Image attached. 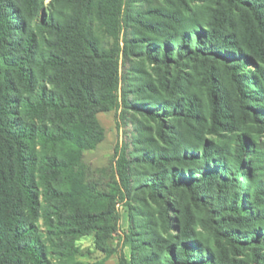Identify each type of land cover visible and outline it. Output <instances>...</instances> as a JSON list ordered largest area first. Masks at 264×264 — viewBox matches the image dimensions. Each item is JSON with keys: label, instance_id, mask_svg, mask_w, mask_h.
I'll return each mask as SVG.
<instances>
[{"label": "trees", "instance_id": "trees-1", "mask_svg": "<svg viewBox=\"0 0 264 264\" xmlns=\"http://www.w3.org/2000/svg\"><path fill=\"white\" fill-rule=\"evenodd\" d=\"M43 1L0 0V264L47 263L29 218H56L66 235L116 231L117 214L71 215L68 207L98 198L86 185L84 153L103 141L96 116L120 104L121 77V105L155 127H145L132 161L118 155V190L161 207L157 222L129 209L142 238L129 264H264V0H211L203 9L190 6L195 0H49L48 51L28 31ZM128 30L125 56L156 68V79L120 74ZM42 62L52 90L38 86ZM190 64L204 68L202 79L182 74ZM217 64L228 83L215 80ZM18 87L28 96L17 98ZM133 164L146 170L131 185Z\"/></svg>", "mask_w": 264, "mask_h": 264}, {"label": "rangeland", "instance_id": "rangeland-1", "mask_svg": "<svg viewBox=\"0 0 264 264\" xmlns=\"http://www.w3.org/2000/svg\"><path fill=\"white\" fill-rule=\"evenodd\" d=\"M131 1H135L134 6L136 7L139 5L147 6L149 3H153V0ZM210 5H212L211 0H195L193 3H190V6L194 9L197 7L203 9ZM38 9L36 16L29 21L28 31L32 38L35 39L38 48L48 51L45 39L50 38V36L44 30L42 23L50 11V1L45 0L41 2L38 5ZM125 36L132 37V33L128 30L126 32L122 31L120 34V74L122 76L125 74L132 76L138 69V71L146 72L151 78L156 79V68L135 55L125 56L123 52V39ZM18 40L19 37H17ZM40 64V67H46L44 62ZM257 67H259V64L250 63L248 69L254 72ZM45 69L39 70V67L34 68L37 83L38 86L43 84L46 90H52V86L46 80V75L50 74V70L48 68ZM204 71V68L200 65L193 66V64H190L183 69L182 74L187 75L190 80L196 81L197 79H202ZM214 72L216 81L228 83L227 73L224 72L220 65L217 64L215 66ZM125 85L126 82L121 77L116 94L120 104L115 106L111 111L101 112L96 116L97 121L104 130L103 141L94 150L84 153V162L89 168L86 175V185L98 198L94 202H73L68 207V213L71 215L73 213L95 215L103 211H111L113 214L118 215L116 231H107L104 234L100 231H94L85 235H76L75 233L66 235L63 233L64 231L58 232L64 226L56 218H53L51 222H46L41 217L33 220L29 218L34 223L35 235L39 236L40 244L45 249L46 264H120L119 257L121 254L126 259L125 264H129L132 257L131 244L135 245L139 239H142L140 235L141 230L138 228V225L135 226L130 220L129 209L132 213L141 217L149 214L157 222L158 213L161 209L158 204L150 201L145 194H142L138 199H134L133 190L129 193L124 190V193L118 190L122 188L120 177L116 171L118 155L123 152L124 157L132 161L134 157L140 154V149L145 145V127H155V124L148 121L144 116L125 110L121 105L122 89H124ZM15 96L20 99L28 95H26L24 88L18 87L15 90ZM128 96L130 101L134 100L132 95ZM45 123L48 127L51 126L50 123ZM169 123V121L166 122L168 125ZM153 134L151 132V135ZM155 141H157L156 138ZM39 152L51 155L52 153L56 154L58 151L56 149H41ZM145 170L138 164L131 165L128 174L129 183L134 185L137 180V174ZM39 191H41V188ZM39 201L43 207L51 205V202L44 197H40ZM178 214L179 207L176 203L171 208V213L169 214L171 222L178 219ZM194 215L199 216L200 214L194 213ZM153 229L157 233L162 234V228L159 224L154 226ZM196 231L202 240L209 237L208 231L202 228ZM176 233V231L171 230L172 235H176ZM236 258L240 259L242 256L238 255ZM27 264L30 263L27 262Z\"/></svg>", "mask_w": 264, "mask_h": 264}]
</instances>
